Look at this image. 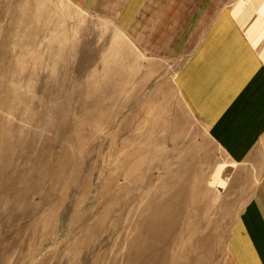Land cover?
I'll return each mask as SVG.
<instances>
[{
    "label": "rangeland",
    "instance_id": "374dc122",
    "mask_svg": "<svg viewBox=\"0 0 264 264\" xmlns=\"http://www.w3.org/2000/svg\"><path fill=\"white\" fill-rule=\"evenodd\" d=\"M148 55L72 0H0V264H222L250 185Z\"/></svg>",
    "mask_w": 264,
    "mask_h": 264
},
{
    "label": "crops",
    "instance_id": "0c3cea01",
    "mask_svg": "<svg viewBox=\"0 0 264 264\" xmlns=\"http://www.w3.org/2000/svg\"><path fill=\"white\" fill-rule=\"evenodd\" d=\"M148 55L187 57L176 86L250 185L222 264H264V0H72Z\"/></svg>",
    "mask_w": 264,
    "mask_h": 264
}]
</instances>
